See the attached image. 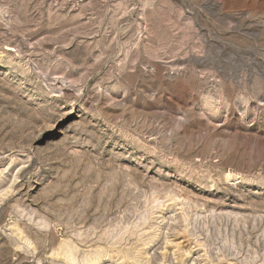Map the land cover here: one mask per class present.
Returning a JSON list of instances; mask_svg holds the SVG:
<instances>
[{
  "label": "rangeland",
  "instance_id": "obj_1",
  "mask_svg": "<svg viewBox=\"0 0 264 264\" xmlns=\"http://www.w3.org/2000/svg\"><path fill=\"white\" fill-rule=\"evenodd\" d=\"M0 264H264V0H0Z\"/></svg>",
  "mask_w": 264,
  "mask_h": 264
}]
</instances>
